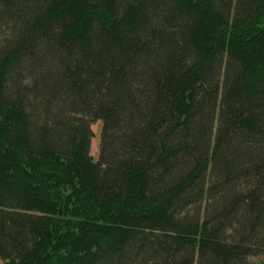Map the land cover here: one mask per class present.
Segmentation results:
<instances>
[{
  "label": "trees",
  "instance_id": "16d2710c",
  "mask_svg": "<svg viewBox=\"0 0 264 264\" xmlns=\"http://www.w3.org/2000/svg\"><path fill=\"white\" fill-rule=\"evenodd\" d=\"M253 258L264 0H0V261Z\"/></svg>",
  "mask_w": 264,
  "mask_h": 264
},
{
  "label": "rangeland",
  "instance_id": "374dc122",
  "mask_svg": "<svg viewBox=\"0 0 264 264\" xmlns=\"http://www.w3.org/2000/svg\"><path fill=\"white\" fill-rule=\"evenodd\" d=\"M101 129H102V123H97L94 125V131H95L96 137H95L94 142H93L92 154L94 156L95 161H98L99 156H100V133H101ZM263 261H264L263 258L251 259V262L253 264H260ZM0 264H4V262L0 261Z\"/></svg>",
  "mask_w": 264,
  "mask_h": 264
}]
</instances>
